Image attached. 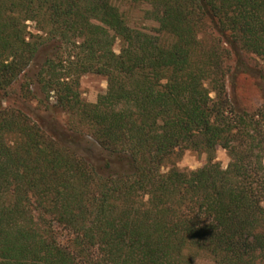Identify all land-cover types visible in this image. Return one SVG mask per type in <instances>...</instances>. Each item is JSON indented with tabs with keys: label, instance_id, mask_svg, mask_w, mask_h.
<instances>
[{
	"label": "trees",
	"instance_id": "16d2710c",
	"mask_svg": "<svg viewBox=\"0 0 264 264\" xmlns=\"http://www.w3.org/2000/svg\"><path fill=\"white\" fill-rule=\"evenodd\" d=\"M134 1L154 31L112 0H0V264H264V98L225 86L264 57V0ZM181 149L203 165L162 170Z\"/></svg>",
	"mask_w": 264,
	"mask_h": 264
},
{
	"label": "rangeland",
	"instance_id": "374dc122",
	"mask_svg": "<svg viewBox=\"0 0 264 264\" xmlns=\"http://www.w3.org/2000/svg\"><path fill=\"white\" fill-rule=\"evenodd\" d=\"M113 4L117 6L121 12L126 23L137 29L144 31H154L158 24L146 15L149 5L144 2L134 0H112ZM202 39L208 40L209 35L206 31H202ZM117 53L120 48V41L117 39L113 46ZM245 63L251 68L250 73H237L229 75L226 78L225 86L227 96L232 105L237 109L253 110L256 108L264 98V57H259L254 54L244 52L243 53ZM229 65L232 66L233 60H228ZM17 87V86H16ZM18 90V88H16ZM106 90V79L104 76L96 73H84L79 78V91L81 98L86 102H95L99 94L104 93ZM9 102L14 105L17 102ZM35 102L31 101V105L34 106ZM48 117H46L47 119ZM55 118V119H54ZM47 123H51V126H63L65 122L64 114H56L53 119ZM57 124V125H56ZM49 125V126H50ZM216 160L220 163L222 168H225L228 163V157L224 149L217 147L215 151ZM204 154L191 149H181L173 154L166 164L162 167V170H166L171 166H175L181 170H194L204 163ZM59 240L65 241V233L59 234ZM193 264H212L211 261L204 256L197 258Z\"/></svg>",
	"mask_w": 264,
	"mask_h": 264
}]
</instances>
